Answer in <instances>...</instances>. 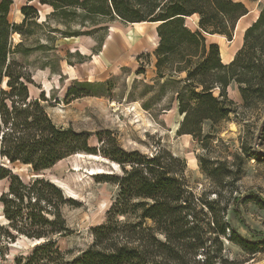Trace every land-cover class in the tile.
<instances>
[{
  "label": "trees",
  "instance_id": "trees-1",
  "mask_svg": "<svg viewBox=\"0 0 264 264\" xmlns=\"http://www.w3.org/2000/svg\"><path fill=\"white\" fill-rule=\"evenodd\" d=\"M12 4L13 0H0V179L8 180L7 189L0 193L2 215L7 221L0 225V233L11 241L17 236L39 240L26 256L27 264L43 260L52 264H209L211 258L219 257V237L230 229L214 210L213 201L204 202L188 186L184 159L161 147L150 155L125 151L112 137L102 141L103 133L98 132L102 141L99 152L123 167L121 177L114 178L119 190L105 220L90 228V246L78 257L64 259L55 237L71 232L63 207H78L79 202L44 176L23 181L5 162H18L40 172L71 155L96 156L97 147L89 145L87 132L52 121L43 104L47 100L43 92L38 97L30 95L32 74L13 57L22 46V39L14 43L13 35L24 37L43 30L46 45L41 47L54 49L53 42L59 37L106 31L116 20L156 23V79L162 85L177 84L174 98L182 115L178 132L199 135L203 121L214 125L235 111V102L227 96L231 83L237 85L245 107L264 101V0L228 63L222 62L219 45L207 42L206 35L230 39L237 21L248 12L242 1L25 0L19 8L22 19L18 23L8 18ZM44 4L51 10L39 21L37 5ZM192 15L197 16L195 28L185 22ZM101 35L102 41L107 34ZM83 85L90 86L91 82ZM81 94L88 93L76 85L67 89V95L75 98ZM220 169L210 165L204 172L221 184V177L230 171ZM95 178L108 181L111 177ZM241 201L264 208V199L255 193L244 195ZM229 238L248 253L258 251L257 243L235 231ZM216 242L219 248L213 249ZM199 253L204 257L198 258Z\"/></svg>",
  "mask_w": 264,
  "mask_h": 264
},
{
  "label": "rangeland",
  "instance_id": "rangeland-1",
  "mask_svg": "<svg viewBox=\"0 0 264 264\" xmlns=\"http://www.w3.org/2000/svg\"><path fill=\"white\" fill-rule=\"evenodd\" d=\"M241 1L248 13L237 21L230 39L206 35L207 42L219 45L224 60L240 47L244 29L256 19L263 0ZM23 3L24 0H13L8 14L10 21L19 22V8ZM37 7L39 21H43L48 8ZM194 19L186 18L185 22L195 28ZM153 28L151 24L133 25L116 20L106 31H94L92 35L57 36L54 49L41 47L46 45L43 30L24 37L14 34L13 42L22 39V46L13 57L32 74L30 95L38 97L43 92L47 99L43 104L52 121L87 132L88 143L97 147V152L96 156H68L40 172L18 162H5V165L25 182L44 176L56 182L67 197L79 202L78 207H63L71 232L55 237L64 259L71 260L90 246L93 240L90 228L105 220L106 211L119 190L114 178L121 177L123 167L99 152L101 142L109 136L125 151L137 150L146 155L161 147L184 159L188 186L204 202L213 201L214 210L230 229L219 237V257L211 258L209 264H264V208L252 201H241L249 193L264 199V101L245 107L237 85L231 83L227 96L236 106L226 120L214 125L209 120L203 121L199 135L178 132L182 115L174 98L177 84L162 85L156 79L153 51L158 39ZM104 33L107 35L101 41ZM28 46L32 49L24 52L22 49ZM85 82L91 85H83ZM71 85L88 94L76 98L67 95ZM98 132L103 133L101 142ZM210 165L220 166L221 172L230 171L228 176L221 177V184L205 174L204 169ZM95 175L111 178L97 181ZM7 186L8 180L0 179V193ZM6 222L0 203V225ZM233 231L257 243L258 251L248 253L231 241L229 235ZM0 239V264H27L26 256L39 242L23 236L11 241L5 233H0ZM212 248H219L218 242ZM199 257L203 258V253ZM38 264L52 263L43 260Z\"/></svg>",
  "mask_w": 264,
  "mask_h": 264
},
{
  "label": "crops",
  "instance_id": "crops-1",
  "mask_svg": "<svg viewBox=\"0 0 264 264\" xmlns=\"http://www.w3.org/2000/svg\"><path fill=\"white\" fill-rule=\"evenodd\" d=\"M239 1H241V0H239ZM24 2H25V0H24ZM35 2H33V4H34ZM40 7H45V8H48V12L51 10V7L49 6V5H46V4H44V5H39ZM38 10H39V15H40V9L38 8ZM47 12V13H48ZM20 13V12H19ZM248 13V12H247ZM247 14H245V15H243L241 18H240V20L243 18V17H245ZM192 17H194L195 19H194V23L196 24V21H197V16L196 15H192V16H190V17H188V18H192ZM21 19H22V16L20 17V19H19V22L21 21ZM253 21H251V23H252ZM250 23V24H251ZM130 24H133V25H141V24H151V25H153L154 26V28H153V30H152V32L154 31V33H155V36H156V23H148V22H140V23H130ZM249 24V25H250ZM249 25H247V26H249ZM246 28V27H245ZM156 38H157V36H156ZM158 42V41H157ZM157 44V43H156ZM242 44V43H241ZM241 46V45H240ZM240 48V47H239ZM238 48V49H239ZM219 49L221 50V48L219 47ZM237 49V50H238ZM236 50V51H237ZM236 51L234 50V51H232V52H230L229 54V57L227 58V59H223L222 57H221V60H222V62L223 63H228V62H230L232 59H233V57H234V55H235V53H236Z\"/></svg>",
  "mask_w": 264,
  "mask_h": 264
},
{
  "label": "bare ground",
  "instance_id": "bare-ground-1",
  "mask_svg": "<svg viewBox=\"0 0 264 264\" xmlns=\"http://www.w3.org/2000/svg\"><path fill=\"white\" fill-rule=\"evenodd\" d=\"M82 154H86V153H78V154H75V155H82ZM34 240H36V239H34ZM38 241V240H37Z\"/></svg>",
  "mask_w": 264,
  "mask_h": 264
},
{
  "label": "water",
  "instance_id": "water-1",
  "mask_svg": "<svg viewBox=\"0 0 264 264\" xmlns=\"http://www.w3.org/2000/svg\"><path fill=\"white\" fill-rule=\"evenodd\" d=\"M53 182V181H52Z\"/></svg>",
  "mask_w": 264,
  "mask_h": 264
}]
</instances>
